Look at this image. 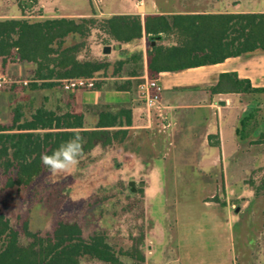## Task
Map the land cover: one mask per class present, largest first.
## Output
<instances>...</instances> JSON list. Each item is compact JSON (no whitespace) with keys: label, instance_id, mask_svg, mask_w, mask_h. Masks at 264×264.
<instances>
[{"label":"rangeland","instance_id":"1","mask_svg":"<svg viewBox=\"0 0 264 264\" xmlns=\"http://www.w3.org/2000/svg\"><path fill=\"white\" fill-rule=\"evenodd\" d=\"M52 1L60 13L95 10L96 5L99 11L125 10L103 4L102 9L101 0ZM193 1L144 0V3L147 11L154 9L153 3L155 9L167 11L190 9ZM225 1L239 2L246 9L264 10V0ZM13 2L0 0V16L18 12ZM81 41L77 36L68 37L66 45ZM142 44L147 47L146 41ZM99 53L97 51L96 56H106L110 63L118 60L112 49L108 54H103L102 49L101 55ZM89 56L86 55L92 58ZM129 69L130 66H126L123 73ZM10 76L30 81L31 72ZM104 80L99 89L65 92L58 86L52 90H30L28 84H16L0 91V98L5 101L0 110V125L10 123L11 110L17 104L22 105L26 115L39 106L57 112H83L86 128L94 126L96 113L101 109L115 110L124 106L133 111L132 126L123 143L96 152L100 157L95 161L84 160L59 174H42L33 182L30 192L0 193V211L12 226L26 223L30 232L41 236L49 234L60 221L77 223L85 239L94 233L103 234L117 252L140 250L146 264H162L172 258L176 254L177 237L190 241L182 244L181 262L210 264L218 258L212 255L215 247L211 243L219 238L218 248H222L225 258L241 264L244 238L256 240L264 224V142L255 143L264 134V100L251 142L233 139V131L226 129L221 158L218 148L207 143L205 136L215 131L219 118L216 110L165 108L162 113L170 126L164 128L160 118L146 121L135 85L126 101L97 97V93L115 91V79ZM78 100L87 102L77 103ZM180 104L182 102L178 101L177 105ZM233 140H236L234 144ZM123 154H131L133 159H125V168L116 172L111 162ZM145 176L148 189L129 193L126 183L133 180L137 186ZM231 205L236 208L230 209ZM21 242L26 244L28 240L22 237ZM150 247L151 256L147 255ZM250 252L254 264L257 249L251 248ZM119 258L124 264L131 262L128 256ZM81 264L98 263L82 260Z\"/></svg>","mask_w":264,"mask_h":264},{"label":"trees","instance_id":"2","mask_svg":"<svg viewBox=\"0 0 264 264\" xmlns=\"http://www.w3.org/2000/svg\"><path fill=\"white\" fill-rule=\"evenodd\" d=\"M15 2L21 18L0 20V73L10 63L30 64V90H52L61 80L71 78H94L93 88L99 89L104 79L110 78L115 79V91L130 92L141 81L144 57L147 77L155 79L160 72L212 65L229 57L264 51L262 13L160 14L143 19L136 14H120L102 19L30 20L31 16L42 15L37 0ZM69 36L82 41L66 45ZM143 41L147 42L144 51ZM103 46H110L118 60L110 63L108 57L96 56L97 51L101 55ZM128 65L130 69L124 74ZM211 91L262 93L264 89L252 88L248 80L228 73L219 75ZM11 115L9 124L0 125V193L30 192L38 177L50 173L41 164V155L51 154L74 134L84 140L78 165L87 159L97 160L100 156L96 152L125 141L133 121L132 108L124 106L97 111L91 128L85 127L83 112L72 110L57 112L39 106L26 115L22 105L17 104ZM254 119V110L240 117L236 129L240 140L248 138ZM260 142H264V134L255 143ZM22 237L28 240L26 244H22ZM120 255L128 256L130 264H144L140 250L117 252L99 233L85 239L77 223L60 221L49 234L41 236L30 232L26 223L12 226L0 211V264H81L82 260L124 264Z\"/></svg>","mask_w":264,"mask_h":264},{"label":"crops","instance_id":"3","mask_svg":"<svg viewBox=\"0 0 264 264\" xmlns=\"http://www.w3.org/2000/svg\"><path fill=\"white\" fill-rule=\"evenodd\" d=\"M102 1V2H101ZM101 7H119L125 8L124 11H106L105 9L99 11L97 5L95 10L90 8L89 11L81 13L65 12L60 13L58 9L53 5L52 0H37V8L41 10L42 15L31 16L34 19H46V18H72V19H88V18H108L112 15L120 14H136L142 19L147 15H174V14H231V13H262L264 10L259 9H246L243 8L239 2H227L223 0H194L189 6L190 9H178L160 11L155 9L156 5L153 3L151 11L146 10V4L144 0H101ZM206 1V2H203ZM104 7H103V5ZM13 5L16 6L18 12L12 11L10 15H1L2 19H18L21 18L20 11L14 0ZM141 8V11H140ZM71 37V36H69ZM144 43V41H143ZM104 47V46H103ZM102 47V48H103ZM145 46L142 44V50ZM32 66L26 63H10L6 65L4 73L21 75L25 72H31ZM142 77H147L146 61L143 58L142 63ZM236 74L239 80H248L250 86L256 89H264V51H256L248 55H242L237 57H229L224 61L212 65L198 66L175 72H160L155 76V80L160 85L162 91L160 94V102L165 108L173 107H198L208 108L210 110H216L219 118L216 122L215 131L213 133H205L207 137V143L215 145L220 152V157H223V151L225 143L224 131H233V139L238 141L248 140L251 142L252 132L255 130L256 125L259 123V116L262 113V102L264 100V92L262 93H213L211 88L216 85L220 74ZM11 77V76H10ZM133 90V88H132ZM101 93V92H100ZM97 93V97L105 99H113L119 101L129 100V92L114 91L111 93ZM101 95V96H100ZM137 97V92H136ZM5 99V98H4ZM138 99V97H137ZM79 101V100H78ZM77 103H86L83 102ZM178 101L182 104L177 105ZM5 101L0 98V110L4 108ZM184 104V105H183ZM255 111V126L252 127V132L248 138L240 140L236 135V129L239 127L240 117L248 112ZM76 112V111H74ZM209 126V125H208ZM233 140V144L234 141ZM236 208L231 205L230 209ZM239 210V209H238ZM263 231L256 240H248L244 238L241 249L243 250V257L241 264H253L251 261V248L257 249V259L254 264H264V224L262 225ZM217 238V237H216ZM213 245L215 249L212 251L213 256H218L217 260H212L210 264H237L235 261H231L225 258L226 254H222V248H218L219 238L214 239ZM189 243L190 241H183L181 237H177L174 243L176 244V254L172 258L165 260L162 264H185L181 262V249L182 244ZM150 243V241H149ZM255 244V246H254ZM151 247L147 255L151 256ZM226 253V252H225ZM199 263V262H198ZM204 264V262H200ZM144 264L145 260H144ZM191 264V261H189ZM196 264V263H195Z\"/></svg>","mask_w":264,"mask_h":264},{"label":"built area","instance_id":"4","mask_svg":"<svg viewBox=\"0 0 264 264\" xmlns=\"http://www.w3.org/2000/svg\"><path fill=\"white\" fill-rule=\"evenodd\" d=\"M94 78H71L60 81L59 87L62 91L69 92L74 90L92 89L94 86ZM29 83L27 80H15L6 74L0 73V91L10 85L26 86ZM161 87L155 79L148 77L141 78L140 83L136 87L137 97L144 107L143 116L149 123L153 117L160 118L163 121V127L170 126L165 123L166 119L163 115L165 107L160 102Z\"/></svg>","mask_w":264,"mask_h":264},{"label":"clouds","instance_id":"5","mask_svg":"<svg viewBox=\"0 0 264 264\" xmlns=\"http://www.w3.org/2000/svg\"><path fill=\"white\" fill-rule=\"evenodd\" d=\"M84 140L74 134L68 141L62 142L51 154H42L41 164L52 174H59L74 168L83 155Z\"/></svg>","mask_w":264,"mask_h":264},{"label":"flooded vegetation","instance_id":"6","mask_svg":"<svg viewBox=\"0 0 264 264\" xmlns=\"http://www.w3.org/2000/svg\"><path fill=\"white\" fill-rule=\"evenodd\" d=\"M125 159L129 160V159H133V157L131 154L120 155V157L117 160H114V161L112 160V162H111L112 163V169H115L116 172L124 169L125 168V161H126ZM145 178H146V176L144 177V179L142 181H139L137 183V186H135L136 183L133 180L128 181L126 183V187H127L128 192L133 194V193L140 192L141 188L148 189L149 184ZM130 182L133 183V191H131V187L129 186Z\"/></svg>","mask_w":264,"mask_h":264},{"label":"water","instance_id":"7","mask_svg":"<svg viewBox=\"0 0 264 264\" xmlns=\"http://www.w3.org/2000/svg\"><path fill=\"white\" fill-rule=\"evenodd\" d=\"M110 49H111L110 46H104V47L102 48V53H103V54H108L109 51H110ZM129 186L131 187V191H133V183H132V182L129 183Z\"/></svg>","mask_w":264,"mask_h":264}]
</instances>
